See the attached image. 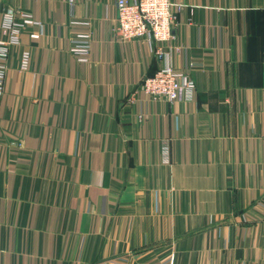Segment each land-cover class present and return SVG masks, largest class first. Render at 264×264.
<instances>
[{
  "label": "crops",
  "instance_id": "crops-1",
  "mask_svg": "<svg viewBox=\"0 0 264 264\" xmlns=\"http://www.w3.org/2000/svg\"><path fill=\"white\" fill-rule=\"evenodd\" d=\"M170 1L158 60L114 38L115 0H0V41L8 15L40 23L0 97V264H264V0ZM166 65L193 102L139 91Z\"/></svg>",
  "mask_w": 264,
  "mask_h": 264
},
{
  "label": "built area",
  "instance_id": "built-area-1",
  "mask_svg": "<svg viewBox=\"0 0 264 264\" xmlns=\"http://www.w3.org/2000/svg\"><path fill=\"white\" fill-rule=\"evenodd\" d=\"M117 11L113 36L120 42L144 40L158 60L165 56L168 43L175 39L176 11L178 5L170 0H115ZM27 13L6 16L2 25L7 41H0V97L4 93L6 79V61L11 48L19 43V35L25 25H39ZM91 35L77 33L71 41L70 52L79 63H88L90 59ZM174 51L179 52L178 47ZM28 55H22L23 68L28 63ZM139 91L147 101L166 103H190L195 99V85L184 71L169 65L159 69L154 75L144 78L138 85ZM163 164L170 161L167 145L161 147Z\"/></svg>",
  "mask_w": 264,
  "mask_h": 264
}]
</instances>
